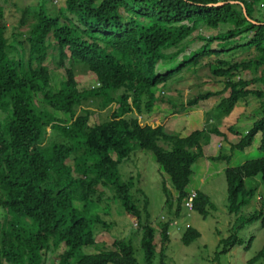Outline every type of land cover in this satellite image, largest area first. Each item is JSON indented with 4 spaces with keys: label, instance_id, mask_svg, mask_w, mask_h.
Listing matches in <instances>:
<instances>
[{
    "label": "trees",
    "instance_id": "1",
    "mask_svg": "<svg viewBox=\"0 0 264 264\" xmlns=\"http://www.w3.org/2000/svg\"><path fill=\"white\" fill-rule=\"evenodd\" d=\"M47 3L16 7L20 16L14 23L0 0V264H48L50 253L56 254L53 264H139L137 252L144 264H167L171 223L185 210L192 166L205 156L203 145L220 133V118L250 96L261 101V118L231 145V154L212 159L229 163L234 151L250 147L258 134L264 151V89L251 88H264V0H66L53 14ZM242 4L257 24L247 19ZM201 26L229 29L199 37L204 45L184 56L173 71L159 72L161 64L183 54V44ZM215 42L220 51L212 48ZM237 48L251 56L239 62L221 58ZM171 49L177 51L169 56ZM211 56L217 59L209 69L224 82L223 91L198 94L185 104L194 108L221 96L219 118L209 131L185 137L171 133L166 124L180 114L176 109L156 125L139 119L162 100L156 96L159 87ZM48 59L66 72L57 90L51 87ZM246 72L252 79L240 77ZM80 75L93 77L98 87L80 90ZM108 108L106 119L89 124L94 113ZM137 149L153 154L177 194L163 183L171 217L167 221L152 223L143 191L135 189L133 178H122L120 164ZM225 177L227 210L237 216L257 193L247 181L260 177L264 187V157L227 168ZM104 203L107 208L118 205L129 219L123 225L129 234L120 230L123 236L116 237L111 250L95 235L97 226L110 228L96 213ZM213 210L209 197L198 192L194 211L207 218ZM260 220L264 226L258 210L244 226ZM236 229L220 240L218 255L240 244ZM200 238L190 227L181 241L189 246ZM85 248L95 252L84 253ZM260 260L264 247L251 263Z\"/></svg>",
    "mask_w": 264,
    "mask_h": 264
},
{
    "label": "rangeland",
    "instance_id": "2",
    "mask_svg": "<svg viewBox=\"0 0 264 264\" xmlns=\"http://www.w3.org/2000/svg\"><path fill=\"white\" fill-rule=\"evenodd\" d=\"M37 1L38 0H1L2 5L5 6V13L9 18H13L12 21L14 23H16V18L20 16L17 13L16 7L24 8L35 4ZM65 1L66 0H49L47 8L50 13L53 14L65 7ZM261 11H263V8L259 10V12ZM256 16L260 17L258 12ZM228 29L227 27H222L213 30L201 26L199 30L183 44V54L174 61L171 58L165 61L159 66V72L166 74L173 71L175 65H178L184 56H188L204 45L205 42L199 39V37L215 36L219 33L228 31ZM212 48L218 51L222 49L218 42H215ZM176 51L175 49H171L166 53L172 56ZM68 55L70 56L69 53ZM250 56V52H243L241 48H237L229 51L221 58L239 62L248 59ZM216 59L215 56L207 57L201 60L198 65L190 66L175 74L173 78L170 79L168 85L164 88L159 87L156 91V96L162 100L155 103L154 111L151 114H146L142 117L139 116V119L143 123L156 125L160 120H164L176 109L180 111V114L175 117H170L166 124L168 131L179 134L182 137L190 135L202 125H205L203 130L207 129L209 131L211 125L215 124L214 120L219 118L216 107L221 96L201 102L194 108L185 107V104L198 94L223 91L224 82L214 77L209 69L211 63H216ZM46 65L49 67L52 77L51 87L57 90L59 89L60 83L64 80L66 72L64 69H57L50 59L46 61ZM240 77L248 80L252 79L253 76L246 72L242 73ZM77 82L80 90L98 87V83L89 75L78 76ZM251 88L253 90L264 89L261 84L253 85ZM223 95L227 96L228 93ZM238 104L239 107L236 106L231 114L221 117L218 122L220 126L235 125L236 133L238 132L237 135L234 132H228L229 130H227V128L226 131L229 136L225 137L224 135V139L222 137L226 132H222V135L218 134L211 136L210 142L207 145H203L204 152L209 157L207 158L204 156L200 158L192 166L193 175L188 190L197 192L198 189L203 195L208 196L211 203L215 206V210L210 211L207 218H203L195 211L191 212L190 217L187 216L186 210L182 212L181 218L178 219V226L171 227L169 232L170 242L167 244L165 252V262L167 264H264V260L251 263L264 247V226L262 225V220L244 226V222L254 215L256 211L259 210L264 214V187L261 178L257 177L247 181V186L255 187L254 189L257 190V193L255 198L236 216L229 215L227 210V183L225 177V170L227 168H237L248 161L264 157V151L260 149L263 136L258 134L252 145L245 150L234 151L229 163L225 160H213L219 155L228 156L231 154V145L239 143L241 138L245 137L252 129L254 123L261 118V114L259 113L261 101L256 96H250ZM114 108H116V106L111 107V109ZM109 109L110 108L94 113L90 118L89 124L91 126L100 124L106 119L110 112ZM57 116L62 117V114H58ZM208 118L211 119L209 124L207 122ZM233 131H235V129H233ZM239 134L242 135L238 136ZM221 142H225L226 144L222 150L219 149V144ZM162 145L165 146L164 144ZM165 147L168 148L167 146ZM213 156H215V158ZM120 172L124 180L133 178L136 190L138 188L143 191V194L149 201L148 210L151 214L152 223L167 221L171 218L166 206L163 183H166L174 197H176L177 194L172 188L169 177L160 169L151 152L141 149L135 150L128 160L120 164ZM175 209L176 207L174 210ZM96 213L100 214V219L103 222L110 224V228L108 229L98 228L99 226H97V231L95 229L97 240L100 244H105L104 248L111 250L113 249V243L116 237L119 235L123 236V234H120V230L124 228L123 225L129 224V219L121 212L118 205H112L107 208V205L104 203L99 206ZM3 214L4 211L0 209V222L3 220ZM132 222H135V220H132ZM187 223L201 233V238L189 246H185L181 241ZM242 226H244V228H241ZM235 227H237L236 232L240 244L229 249L226 254L218 255L220 251V240L227 238L230 229ZM127 228L128 226L124 229ZM127 233L128 229L126 231V234ZM134 242L136 244L139 243V237L137 235L134 236ZM156 244L157 251H161V242L157 240ZM93 252L95 251L90 248H85L84 250V253ZM136 257L139 264H144L143 254L141 252H137ZM55 259L56 254L50 253L47 263L53 264V260ZM158 262L159 260L156 261V264H158Z\"/></svg>",
    "mask_w": 264,
    "mask_h": 264
},
{
    "label": "built area",
    "instance_id": "3",
    "mask_svg": "<svg viewBox=\"0 0 264 264\" xmlns=\"http://www.w3.org/2000/svg\"><path fill=\"white\" fill-rule=\"evenodd\" d=\"M197 198V192L195 191H191L189 193V196L184 200L183 202V206L185 208V210L187 211V216L190 217L191 216V212L194 211V200ZM179 224L178 220H174L171 223V227H177ZM190 227V224H186V228L188 229ZM179 229V228H178Z\"/></svg>",
    "mask_w": 264,
    "mask_h": 264
},
{
    "label": "crops",
    "instance_id": "4",
    "mask_svg": "<svg viewBox=\"0 0 264 264\" xmlns=\"http://www.w3.org/2000/svg\"><path fill=\"white\" fill-rule=\"evenodd\" d=\"M239 104H237V106H238ZM239 107V106H238ZM240 126V125H239ZM166 128H167V125H166ZM205 128V125H202V126H200L199 127V129H196L195 131H202L203 129ZM228 128V129H227ZM226 129L227 130H229L228 132H234L236 135H237V133H236V131H233V129H235L236 130V127H235V125H232V126H230V125H221V126H219V134L220 135H222V132H226V134H223V139H224V135H225V137H227V136H229L228 135V133H227V131H226ZM242 134H239L238 136H241ZM213 136V135H212ZM226 139V138H225ZM233 145H235V144H233ZM226 146V144H225V142H221L220 144H219V149L220 150H222L224 147ZM205 153V152H204ZM215 155V154H214ZM205 156L208 158L209 156H207L206 155V153H205ZM213 157H215V156H213ZM193 191V190H192ZM188 192H191V191H189L188 190ZM197 192H199V190L197 189Z\"/></svg>",
    "mask_w": 264,
    "mask_h": 264
},
{
    "label": "water",
    "instance_id": "5",
    "mask_svg": "<svg viewBox=\"0 0 264 264\" xmlns=\"http://www.w3.org/2000/svg\"><path fill=\"white\" fill-rule=\"evenodd\" d=\"M218 5H223V3L221 4H218ZM242 7H243V11H244V14L245 16L247 17V19L255 24H257L255 21L251 20L249 17H248V14H247V11H246V8L244 7V5L242 4Z\"/></svg>",
    "mask_w": 264,
    "mask_h": 264
},
{
    "label": "clouds",
    "instance_id": "6",
    "mask_svg": "<svg viewBox=\"0 0 264 264\" xmlns=\"http://www.w3.org/2000/svg\"><path fill=\"white\" fill-rule=\"evenodd\" d=\"M184 209H185V208H184ZM190 227H192V226L190 225ZM190 227H189V228H190ZM186 229H187V228H186Z\"/></svg>",
    "mask_w": 264,
    "mask_h": 264
}]
</instances>
